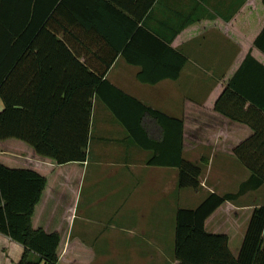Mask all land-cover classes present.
Here are the masks:
<instances>
[{"label": "crops", "instance_id": "crops-1", "mask_svg": "<svg viewBox=\"0 0 264 264\" xmlns=\"http://www.w3.org/2000/svg\"><path fill=\"white\" fill-rule=\"evenodd\" d=\"M53 1L42 0L37 9L41 18L46 10L52 11L36 33L42 32L41 36L32 41L35 49L27 62V90L29 94L42 90L43 125L51 128V141L64 146L66 157H70L72 145L76 157L84 116L90 111L87 159L60 165L38 156L24 142L9 139L0 142V160L10 168L32 169L46 178L40 224L57 231L68 228V239L78 238L91 247L95 254L92 264H101L104 257L100 255H107L103 248L98 251L101 240L111 239L114 244L123 233H141L147 240L151 223L162 215L164 198L179 188V170L149 165L153 153L132 145L130 134L108 105L115 104L121 114H129L128 102L119 100L115 90L179 119L188 100L211 107L250 52L264 65V53L255 46L264 27V0ZM251 65L244 70L258 72L251 81L262 78L261 70ZM250 87L251 93L264 96V83ZM253 108L262 112L248 102L244 110ZM3 110L0 99V113ZM144 124L149 125L152 138L161 140L156 121L146 116ZM95 133L102 143L111 142L104 149L106 156L94 157ZM184 156L202 168L200 188L192 191L204 195L194 202L196 207L210 194L237 193L251 176L237 157L219 152L215 146L202 144ZM86 184L94 187L96 198L83 204ZM193 196L183 199L191 202ZM170 203L177 216L178 199ZM263 205L264 185L227 204L216 219L227 229L231 211L248 212L241 215V225L234 224V239L239 242L233 249V239L230 248L235 256L251 212ZM92 206L103 208L93 218L89 213ZM23 253L22 245L0 233V264H12L14 256H21L20 261ZM133 254L137 255L136 250ZM173 264L179 262L174 259Z\"/></svg>", "mask_w": 264, "mask_h": 264}, {"label": "trees", "instance_id": "trees-1", "mask_svg": "<svg viewBox=\"0 0 264 264\" xmlns=\"http://www.w3.org/2000/svg\"><path fill=\"white\" fill-rule=\"evenodd\" d=\"M41 1L0 0V99L4 103L0 113V142L17 139L30 146L38 156L54 159L60 165L85 162L90 111L84 116L76 157L73 145L72 155L69 152L70 157H66L64 146L51 141V128L43 125L42 90H33L31 94L27 90V62L35 49L32 41L41 36L42 32L36 33L52 11L46 10L42 18L38 17ZM255 46L264 53V27ZM251 64L264 74V65L252 58L250 52L223 91L214 98L211 107L188 100L181 119L146 107L118 90L115 91L121 96L119 100L129 104V114H121L115 104L108 102L138 146L153 153L149 165L179 170L181 188H200L202 168L187 161L184 153L202 144L215 146L219 152L237 157L251 171L250 178L241 184L237 193L210 194L194 209H178L174 259L179 264H264V205L251 212L238 256L230 248L235 237L234 224L241 225V215L248 212L231 211L232 219H228L230 228L227 229L223 223L216 222L227 204L264 185V96L256 91L251 93L250 87H261L264 76H256L251 81L258 73L244 71ZM247 102L262 112L254 108L245 111ZM146 116L161 127V140L149 135V125L144 124ZM46 186V178L35 170L10 168L0 160V233L24 247L17 264H92L95 259L93 249L78 238L68 239V228L57 231L40 224Z\"/></svg>", "mask_w": 264, "mask_h": 264}, {"label": "rangeland", "instance_id": "rangeland-1", "mask_svg": "<svg viewBox=\"0 0 264 264\" xmlns=\"http://www.w3.org/2000/svg\"><path fill=\"white\" fill-rule=\"evenodd\" d=\"M95 137L92 140V150L95 149L94 157L97 158L98 155L102 154L106 156V152L104 149L108 148L107 146L111 142L102 143L101 140L97 139L96 133ZM131 143L133 146L137 147L139 150H142L141 147L134 141L131 137ZM102 147V148H101ZM241 165L246 167L243 162ZM247 168V167H246ZM247 170V169H246ZM104 186V185H101ZM105 189V186L103 187ZM193 188H181L179 186L178 190H172L167 198H164V210L162 212L161 217L158 222H153L151 225L152 233L146 235L149 237L147 240L142 239L141 233H137L135 236L122 234L121 238H118L112 243L111 239H103L97 245L98 251L102 248L107 253V255H100L101 264H173L174 261V233L176 227V215L174 212L176 211L173 208L171 203L169 202L173 199H178L179 207L181 208H195L198 203H194L198 200V197L202 198L204 195L202 191L200 192H192ZM96 191L94 187L86 186L83 190V204L87 202H91L94 200ZM190 194H194L191 202H187L184 200L185 197ZM93 208L91 207L90 214L91 217H95L97 214L99 215V211L103 208ZM93 211V212H92ZM146 239V238H145ZM238 239H234L232 241V248H236ZM101 243V244H100ZM100 246V247H99ZM136 250L137 255L133 254V251ZM21 256H14V262L12 264H16ZM35 259V257L33 258Z\"/></svg>", "mask_w": 264, "mask_h": 264}]
</instances>
